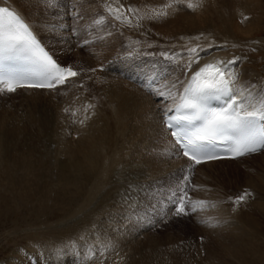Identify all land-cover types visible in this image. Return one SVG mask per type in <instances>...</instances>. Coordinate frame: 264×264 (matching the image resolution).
I'll use <instances>...</instances> for the list:
<instances>
[{
    "label": "rangeland",
    "instance_id": "1",
    "mask_svg": "<svg viewBox=\"0 0 264 264\" xmlns=\"http://www.w3.org/2000/svg\"><path fill=\"white\" fill-rule=\"evenodd\" d=\"M50 1L54 2V0H48L46 3H51L52 5ZM134 1L136 3L133 2V5L135 6L138 3L137 0ZM211 1H162L161 4L157 5V9H159L158 13H155L151 21L149 20L148 22L150 23V27L145 32L146 34L141 36L136 34L129 35L127 37L128 43L137 47H139L138 45L143 47L145 45L142 44L147 45L149 43L150 47L162 50V52L164 50L185 52L194 47H205L207 45V47L209 45H216V47L218 45L225 46L223 43L227 42L226 46L228 48L230 46L235 48L232 50V48L228 49L225 46V49L227 51H234L233 55L235 54L238 60L241 57H246L249 62L248 65L253 68L250 71L254 73L255 79L257 75L256 80L259 79V82L264 83V0H257L258 2L255 0L253 2V6L257 4L256 7L254 6V13L257 16L255 17L257 19L256 23L258 24L255 25V31L251 35L238 34L237 36H233L234 38L232 36L229 37L230 34L227 29L225 31L224 26H218L217 24L224 19V16H219L223 8L219 4L221 2L223 6H226L228 1L213 0L214 3ZM68 2L70 3L69 0ZM72 2L74 14L70 13L71 9L67 5V20L69 24L71 23L70 25L73 30L76 28L74 30L76 31L74 40L80 42V36L84 34L81 40L84 46L81 42L80 46L85 47V43L89 40L93 42L96 38H99L98 36L104 37L105 31L107 34L106 27L108 23L110 27L114 28L113 32L117 33L116 39H119L117 41L116 39H112L109 42L113 46L119 45V41L124 38V35L120 32L122 31L121 28L120 31H116L119 28L114 26V19H110L108 16L105 20V16L103 15L104 19L102 18V22L100 21L97 25H94V21L90 20L91 13H89V16L87 9H84L81 3H75L74 0ZM239 2L242 5L245 0H239L235 6H238ZM62 3L61 7H64V2ZM209 6L212 10L209 9ZM80 10H83L85 13ZM210 13L213 15H210ZM199 14H203L205 20ZM181 16L184 20L178 21V24L172 22L168 24L173 19L181 18ZM188 16L191 19L188 20ZM211 16H213V19ZM198 18L200 19L198 20ZM87 20H90L88 21L90 23L83 22H87ZM190 20L191 22H189ZM194 23L197 25L195 26ZM78 26H81L83 29L81 27L79 29ZM186 26L187 28H185ZM217 27L220 28L217 29ZM167 28L170 29L168 30ZM82 31L83 33H81ZM113 32L110 31L107 34L103 46H107V43H109L107 40L113 36ZM228 39H230L229 42L231 44H235L231 45L228 43ZM196 41L198 43H195ZM129 44L128 46H130ZM194 44L195 46H193ZM125 46L123 44V47ZM82 47L78 48L81 49ZM115 48L117 49V47ZM151 49L147 51L153 52ZM97 51H99L98 48L92 52ZM148 54L151 57H157V53ZM134 55L143 57L142 52ZM164 59L166 60L165 57ZM80 63L82 64V61ZM100 69H103V66H100ZM71 84L63 85L60 88ZM99 89L101 88L94 83L93 94L89 93L86 98L80 95L72 97L71 90L60 93L57 89V91H54L56 93L52 97L48 95H44V97L22 96L18 93L19 91L0 93V139L3 149L0 151V175L6 176V172L10 174L13 172V180L17 182L16 184L21 182L24 186L21 190L26 193L21 192L22 194H20L16 188H13L11 190L13 197L11 198L10 205L7 206L6 210H0V264H246V260L249 257L250 260L259 259L258 261H261L258 256L259 252H263L264 254V182L261 181V178H264V165L260 162L262 159L241 161L239 165L241 171L238 176H230V178L228 177L229 179L226 178L225 180H221L215 177V175L207 176L203 172L195 181V174L193 173L196 170L195 165L186 168L183 174H181L182 176L179 174L180 179L179 176L177 179L174 176L167 178L162 176L156 183L149 185L144 183L141 190H138L139 187L136 189L138 195L142 191V195L140 194L139 198L144 203L140 207L136 204L135 209H124L123 211L120 190L107 181V174L104 173L107 170L106 126L108 129V123L105 121H110V111L107 109L106 119V114H101L95 101L92 100L93 96L102 97L104 95ZM18 96L21 97L19 98ZM102 99L104 98L102 97ZM46 103L48 104L45 105ZM51 105L52 107H50ZM111 106H114V102L111 103ZM47 116L51 119V125L56 121L57 125L64 130L57 127V125H53L57 130H54V127L51 126L50 133L53 134H50V136H47V134L49 135L47 131L43 133L37 132V125L35 126L34 123L40 124L45 122L49 118ZM35 119L40 120V123ZM52 130L54 131L52 132ZM114 130H117V127ZM54 132L57 136H55ZM44 134H46L45 137ZM47 140H49V146L47 145ZM42 153L43 155H41ZM86 158L91 159V167L94 163L92 169H90L91 167L87 168L82 165L83 162H86ZM76 161H78L77 165L84 168L83 171L85 170L86 172H83L79 167L78 170L82 173L76 170L77 176L75 178L77 181L80 180L78 181L80 188H74L75 191L70 186L71 188L67 189L66 194H68V198L71 193L78 192L75 200L71 198V201L59 203L61 206L57 201L49 200V202L44 203L45 207L44 205H39L41 203L39 201H31L37 198V196L39 197L36 192L34 193L29 189L32 187V179L38 177L37 175L43 166H51L52 172L57 177V175H61V165L67 164L66 167L70 169L71 164ZM101 162H103L102 167ZM28 163L32 164L33 168H29L30 172L31 169L35 172V174H32L34 177L30 174L31 177L29 179H27V169L23 168ZM104 167L106 168L104 169ZM214 167L219 169L221 166L216 165ZM39 168L40 170L38 171ZM69 169L65 170L66 175L73 168ZM98 169H101V171ZM87 173L90 175H87ZM192 173L194 176H192ZM54 175L53 177H55ZM125 177L126 175L123 178ZM228 180L231 182L229 183ZM147 186H150L149 190ZM177 188L178 190H176ZM182 191L194 194L195 197L193 201L195 204L191 202L190 204H184V213H180L178 211L179 207L176 206L178 194ZM245 193H248L245 199L237 202V198ZM0 194H3V192L1 191ZM168 194L172 200L171 203L168 200ZM20 195H22V200L19 198ZM26 196L28 199H31L29 203H25L27 200ZM163 198H166V201H168V210L166 214L159 216L156 208L161 205ZM107 203L110 211L108 213ZM111 204H113L112 209ZM37 208L40 209L37 210ZM193 208L197 210L193 211ZM153 212H156V215ZM240 234L241 236H238ZM246 239H251V241H246ZM241 246L243 248L247 246V253L245 255L239 251Z\"/></svg>",
    "mask_w": 264,
    "mask_h": 264
},
{
    "label": "bare ground",
    "instance_id": "2",
    "mask_svg": "<svg viewBox=\"0 0 264 264\" xmlns=\"http://www.w3.org/2000/svg\"><path fill=\"white\" fill-rule=\"evenodd\" d=\"M69 1L71 4L69 6L71 9L70 13H73L74 12V10L72 9L73 8V5H72L73 2H72V0H69ZM74 1H75V3H77V2L81 3L82 4L81 6H83L84 9H87L88 15H89V13H91V19L90 20L94 21L93 22L94 25L95 24L97 25V23H99L104 18L106 20V17L108 18V16L110 17V19H114L115 20V21L113 20L114 26L119 28L116 31H120V28H121L122 31H120V32H122L124 35L123 39L120 38L122 40L119 41L120 42L119 45L114 43L115 45H118V46H113V44L111 42H109L110 40L116 39V37H117V33L113 32L114 28L110 27L109 23L106 27L107 29L106 28L105 29L107 30V34L110 31H112L113 36L108 38L107 42H109V43H107V46H103V44L105 43L106 38H107L106 31H105V34L103 33L104 37L98 36L99 38H96L97 40L94 38L95 40L93 42H91L89 40L90 42L88 41L87 43H85L86 44L85 47L80 46V42H81L84 34L82 36L79 35L81 37V40L79 43H78V41H74V43H73V39H72L73 37L72 36L75 35L76 31H74V30L76 28L72 31V29L70 27L71 25H69L67 23L66 7L65 6L61 7V4H63L62 2H64V5H65L67 0H54V2L50 1V2H52V5H51V3H49V4L46 3V2H48V0H0V3H4V4H7L8 6L13 7L14 9H16L21 14V16L26 20V22L30 24L31 29L33 30V32L38 37L41 44L53 55V57L60 64H62L64 66L73 67L74 72L77 73V75L68 78L66 81V83H68V81H72V84L69 86L63 87V88L57 87V88L45 89V88H30V87H23L22 86V87L16 88V90H18L19 91L18 93L22 96L23 95H31V96H38V97H44V95H48L49 97H52V96H54L53 94L56 93V92H54L56 89L59 90L60 93L71 90L72 91V94H71L72 97L80 95V96H84L86 98V96L89 95V93L93 94L94 83H96L101 88V89H99V91H102L104 93V95L102 96L104 99H102V97L93 96L92 100L95 101V104L100 109L101 114L102 113L106 114V119H107V109H109V111H110V121L109 122L105 121L108 123V129H107V126H106V128L104 126L105 130L107 131V134H106L107 135V141H106L107 142V168L104 167V169L106 168L107 170L104 173L107 174V181L110 182L114 187H117L118 190H120V197L122 198L121 203H122L123 211H124V209H126V210H129V209L131 210L133 208L135 209L136 204H138L140 207V205H142V203H144L139 198L142 191L139 193V195L136 192V189L138 187H139L138 190L139 189L141 190L144 183L146 185H149L151 183H156V181L157 180L159 181V178H161L162 176H164L166 178L174 176L177 179L179 174H180V176H182L181 174H183L184 170L186 168H188L189 166H191V162L189 160H187L184 156L179 154L176 146L173 144L172 140L170 139L168 132L164 128V125H163L161 120H162V117L165 115V113L168 112L167 110L169 108H171L178 101L179 95L183 91V88L181 87V85L185 84L189 74L195 69V67L200 62H202L205 59H213L216 62H222L221 65L226 69V72L229 76V79H231V77L233 75H235V77H236L234 87L236 89L243 90V92L245 94L247 92H251L254 97H256L257 95L264 96V83L259 82V79L256 80L257 75H256V79H255L254 73L252 71H250L252 67H250L248 65L249 62L247 61L246 57L240 56L241 59L238 60V57L235 54L233 55L234 51H227L225 49L227 42H224V41H223L224 42L223 44L225 46H223V45L219 46L218 45V47H216V45H214V46L209 45V47H207L208 45L207 46L204 45L205 47H198V48L194 47L193 49H196L195 53H192L190 50L185 51V52H175V51L172 52L170 50H164V52H162V50H157L155 48L150 47L148 45L149 43H147V45L142 44V45H145L143 47H140V45H138L139 47H137L135 45L134 46L130 45L128 43L129 40H127V37L129 35H134V34L140 35V36L146 34L145 32L150 27V23H148L149 20L151 21V19L155 15V13H158L159 9H157V5L161 4L162 1H164V0H146V1L137 0L138 4H136L135 6L133 5V2L136 3L134 0H74ZM100 1H102V2H100ZM227 1H228L227 2L228 4L226 6H223L221 2L219 4L223 7L222 8L221 6H219L220 8H222V13L219 12L220 13L219 16L220 17L224 16V19L221 20L220 22H218L219 21V19H218V21H217L218 26L219 25L224 26L225 31L227 29V31L230 35L228 33H226V34H228L229 37L232 36V38H234L233 36H235V35L237 36L238 34L239 35H247V36L251 35L256 29L255 25H258L256 23L257 19L255 18L257 16H255V13H254V6L256 7L257 4H255L253 6V2H255V0L254 1L253 0H245V2H243L244 4L242 3V5H240L241 2H239L237 4L238 6H235V4L239 0H227ZM211 2L214 3L213 0ZM215 5H216V2H215ZM75 7H76V5H75ZM204 7H203V9H204ZM100 9H101V11H100ZM109 9H119V12L117 13L114 11H110ZM209 9L212 10L210 6H209ZM83 10H80V11L84 12ZM100 12H103V13L100 14ZM210 12H212V11H210ZM181 13H183V12H181ZM193 13L196 15L197 11H196V13L195 12H193ZM200 13H202V12H200ZM219 13H217V14H219ZM203 14H199V16L202 15L201 16L202 19L205 20ZM103 15L105 16L104 18H103ZM117 15H119V17H120L119 19L116 18ZM210 15H213V14L210 13ZM170 16H172V14H170ZM185 16H187V15H185ZM189 17L190 16H188V20L191 19ZM211 17L213 19V16H211ZM243 17H244V19H243ZM35 18H37V19L35 20ZM166 18H168V17H166ZM170 18H172V17H170ZM199 19L200 18H198V20ZM90 20H87V22L86 21H83V22L90 23V22H88ZM180 20H184L182 16H181V18L173 19L168 24H170L171 22L175 24ZM189 22H191V20ZM198 22H200V21H198ZM210 22H212V21H210ZM228 22L231 24L228 25L229 24ZM195 23H194V25H195ZM203 23H204V25H206L205 22H203ZM226 23H228V24H226ZM80 24H82V23L80 22ZM104 25H105V23H104ZM198 25H200V24H198ZM102 26H103V24H102ZM208 26H210V25H208ZM80 27H79V29H80ZM82 27L84 28V26H82ZM212 27H213V25H212ZM154 28H156V27H154ZM171 28H173V27L171 26ZM182 28H184V27H182ZM185 28H187V26ZM218 28H220V27H217V29ZM79 29H78V31H80ZM193 29H194V27H193ZM202 31H203V27H202ZM218 32H220V31H218ZM81 33H83V31ZM128 33H130V34H128ZM79 36H78V38H79ZM145 38H143V39H145ZM203 38H205V37H203ZM207 38L210 39L209 37H207ZM232 38H230V39L232 40ZM230 39H228V43L231 44V42H229ZM117 40H119V39L117 38L116 41ZM81 43H82V45L84 44L83 41ZM195 43H198V41H196ZM123 44H125L126 46L123 47ZM128 44L130 46H128ZM233 44H235V43H233ZM233 44H231V45H233ZM78 46L82 47L83 49L78 48ZM193 46H195V44ZM115 47H117V49ZM190 47H192V46H190ZM226 47L228 48V46H226ZM96 48H98L99 51L92 52ZM230 48H232V46H230L228 49H230ZM233 48H235V47H233ZM233 48H232V50H233ZM150 49L153 50V52L147 51ZM178 51H180V50H178ZM138 52H142L143 57H139L137 55H134ZM145 53H146V55H144ZM148 53H154V54L157 53V57L156 58H155V56L151 57ZM126 54H127V56L124 57V55H126ZM81 57H82V59H81ZM164 57L166 58V60L164 59ZM234 59H235L234 64H228L229 61H233ZM80 61H82V64L80 63ZM89 62H90V64H88ZM190 62H191V68L188 67ZM100 66H103V69H100ZM74 87H76V88H74ZM97 89H98V87H97ZM0 93L3 94V93H10V92L9 91H0ZM107 96H108V98H107ZM14 101H15V99H14ZM46 101H48V100H46ZM112 102H114V106H111ZM253 103H256V101L253 100ZM47 104L48 103H46L45 105H47ZM50 107H52V105ZM249 110H251V109H249ZM49 113H50V111H49ZM50 114H49V116H50ZM49 116H47V117H49ZM53 116H54V114H53ZM50 117L47 118V120L45 122H42V123L39 122L40 120L38 121L37 119H35L40 123V124L34 123L35 126L37 125L36 126L37 132L40 131L41 133H43V132L47 131V132H49V135L47 134V136H50V134H51L50 131L52 129L51 126L57 125L56 121L54 122L53 125H51ZM52 119L54 120V118H52ZM107 123H106V125H107ZM263 124H264V120H263ZM113 125H114V127H113ZM57 127H59V126L57 125ZM116 127H117V130H114V128H116ZM55 128L56 127H54L53 129L57 130ZM60 129H63V128L61 127ZM54 130H52V132ZM55 132H54V134H55ZM60 132H61V130H60ZM41 133H40V135H41ZM45 136H46V134H44V137ZM55 136H57V134H55ZM48 141L49 140H47V145H48ZM106 142H105V145H106ZM101 147H103V146H101ZM2 150L3 149L1 147V139H0V151H2ZM41 155H43V153ZM40 159H41V157H40ZM42 159H44V158L42 157ZM255 159L256 160L262 159V161H260V162H262L261 164L264 165V148H260V150H258V151L250 152V153H247L245 155L237 156L234 158H217V159H211V160L203 161V162H200L199 164L196 163V165H195L196 170L193 171L195 176L193 175V173H192V176H194L195 181L200 177L201 173H203V172L206 173L207 176L215 175V177H218L221 180H225L228 177L230 178V176L237 177L241 171L240 167H239L240 162L243 160L248 161V160H255ZM99 161H101V160H99ZM41 162H43V161H41ZM91 162L92 161L90 158L89 159L86 158V162H83L82 165H84L87 168H90ZM77 163H78V161L71 164L70 169L66 167L67 164L61 165L62 166V172H61V175L60 176L57 175V177L52 172L51 166L45 165V166H43L41 171H39L41 167L38 169L39 174L38 175L36 174L38 176L37 178L32 175V174H35V172L32 171V169H33L31 166L32 164L30 165L28 163L26 167H23L24 169H27V171H28V172L25 171L28 173L27 179H29L31 176L36 178V179H34L32 177L33 178L32 179L33 182H31L32 187L29 190L33 191L34 193L36 192L39 195V197L37 195H34V196H37V198H39V200H37V198H34L31 200V199H28L26 196L27 200L25 203H29V200H31V201L36 200V201L41 202V203H39V205H44V207H45L44 203L49 202V200L50 201L55 200L58 202V204L59 203L62 204L63 202H66V201H71V198H72V200L73 199L75 200V197H77L76 195L78 194V192L71 193L69 198H68V194H66V193H67V189H70L71 187H73V189L74 188L75 189L80 188L79 184H78V181H80V180L77 181V179L75 178L77 176L75 171L78 170L79 167H80V169H82V171L84 168L77 165ZM102 163L103 162H101V167H102ZM93 164H92V167H93ZM34 165H36V164H34ZM216 165H220L221 167H219V169H217V167H214ZM30 167L32 168L31 172H34V173L30 172V169H29ZM92 167L90 169H92ZM66 169H69V170L72 169L68 175L65 174ZM34 170H36V169H34ZM98 170L101 171V169H98ZM78 171H80V170H78ZM83 172H86V171L84 170ZM92 172H94V171H92ZM97 172H95V173L97 174ZM6 173H7L6 176L0 175V192L1 191L3 192V194H0V210H2V211L6 210L7 206L10 205L11 198L13 197L11 190L13 188H16L17 192L20 194L25 193V192H23V190H21L24 188L23 184L21 182L16 184L17 182L15 180H13L12 176L14 175V173L13 172H11V174L9 172H6ZM99 173H101V172H99ZM99 173H98V175H99ZM30 174H31V176H30ZM53 175L56 178L53 177ZM84 175H86V174H84ZM87 175H90V174L87 173ZM98 175H97V177H98ZM125 175H126V177L123 178ZM119 176H120V178H119ZM180 176H179V179H180ZM19 178H21V177L19 176ZM120 179H122V180H120ZM81 180H83V179H81ZM228 181H229V183L231 182L230 180H228ZM261 181L264 182V178H261ZM117 182L119 183L118 185H117ZM177 183H179V182H177ZM259 183H260V181H259ZM226 185H227V182H226ZM97 187H99V186H97ZM149 187H148V190H149ZM144 189H145V187H144ZM176 190H178V188ZM27 195H29V194L27 193ZM168 197H169V194H168ZM19 198H21V200H22V195H20ZM192 199L194 201L195 197L193 196ZM168 200L171 203L172 200L170 199V197ZM167 203H168V201H166V198H163L161 205L157 206L156 212L159 216L162 214H166V212L168 210ZM113 204H114V202H113ZM113 204L110 205L111 209L113 207ZM193 204H195V203L193 202ZM106 206L108 209V203ZM143 208L145 209V207H143ZM38 209H40V208H37V210ZM191 210H192V208H191ZM108 211H109V209L107 210V213H108ZM112 211H111V214H112ZM141 211H142V207H141ZM153 219H154V217H153ZM107 224H109V223L107 222ZM109 236H111V235H109ZM238 236H241V234ZM243 236H244V234H243ZM236 238H237V236H236ZM248 240L249 239H246V241H248ZM234 241H235V239H234ZM249 241H251V239ZM234 244H235V242H234ZM123 246H124V244H123ZM246 247L247 246H244V248H243V246H241L239 249V251L243 252L242 254H244V255H245V253H247ZM231 250H233V249H231ZM243 250H245V251H243ZM234 253H235V250H234ZM258 257L261 259V261H258L259 259L258 260L255 259L258 262L255 260H252V259L250 260V257H249L248 260H246L247 261L246 264H248V263L249 264H264L263 252L262 253L259 252Z\"/></svg>",
    "mask_w": 264,
    "mask_h": 264
},
{
    "label": "snow or ice",
    "instance_id": "3",
    "mask_svg": "<svg viewBox=\"0 0 264 264\" xmlns=\"http://www.w3.org/2000/svg\"><path fill=\"white\" fill-rule=\"evenodd\" d=\"M109 10L119 12V9ZM116 18L119 19V15ZM190 51L195 53L196 49ZM5 54H24L35 65L31 78L46 81L29 86L52 88L77 75L70 67H61L45 51L29 23L8 7H0V59L6 58ZM234 63L235 59L228 62ZM221 64L207 63L199 67L186 84L181 85L183 91L178 103L167 110L175 113L166 120L172 137L180 151L197 164L201 157L213 158L206 149L217 142H229L236 156L264 148V125L257 126V119L264 120V96L254 97L251 92L245 94L243 90L236 89L235 75L229 79ZM188 67L191 68V62ZM28 78L0 75V85H3L0 91L13 92ZM213 101L218 106H212ZM246 195L248 193L239 196L237 202L243 201ZM179 204L178 211L184 213V201L180 200Z\"/></svg>",
    "mask_w": 264,
    "mask_h": 264
}]
</instances>
